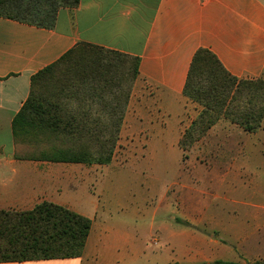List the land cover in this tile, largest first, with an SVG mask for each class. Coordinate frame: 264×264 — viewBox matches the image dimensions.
<instances>
[{"label":"crops","instance_id":"obj_1","mask_svg":"<svg viewBox=\"0 0 264 264\" xmlns=\"http://www.w3.org/2000/svg\"><path fill=\"white\" fill-rule=\"evenodd\" d=\"M81 43L139 58L120 134L127 139L129 154L136 144L147 147L152 142L180 148L182 136L202 110L184 95L199 49L212 52L239 79L264 76V0H80L74 9L59 10L52 29L0 16V210L27 211L47 201L92 220L79 258L0 264H97L111 255L117 240L118 222H108L109 215L99 222L98 203L79 191L89 188L101 165L14 157L12 123L29 97L32 77ZM73 100L94 102L90 97ZM261 134L264 122L256 133H248L221 120L192 148L196 158L189 163L206 170L207 178H223L237 190L241 166L247 161L242 154L254 147L252 135ZM141 136L159 139L136 140ZM195 175L204 173L196 170ZM173 186L190 191L176 200L183 205L176 212L187 227L170 234L174 264L224 261L230 248L238 260L229 262L264 261V206L241 204L243 209H235L239 203L229 200L232 207L218 205L212 210L205 203L210 192L179 182ZM229 241L234 242L232 247Z\"/></svg>","mask_w":264,"mask_h":264},{"label":"trees","instance_id":"obj_2","mask_svg":"<svg viewBox=\"0 0 264 264\" xmlns=\"http://www.w3.org/2000/svg\"><path fill=\"white\" fill-rule=\"evenodd\" d=\"M80 0H0V16L52 29L62 8ZM76 84L51 88L48 75L76 52ZM89 51V54L87 52ZM139 58L81 43L32 77L31 92L13 119L14 157L53 163L109 165L121 138ZM184 95L202 110L180 140L184 159L219 121L256 133L264 122V78L231 75L207 49L192 60ZM62 96L90 97L71 106ZM92 220L44 201L27 211L0 210V263L72 259L83 255ZM178 264V263H175ZM213 264H240L218 260Z\"/></svg>","mask_w":264,"mask_h":264},{"label":"rangeland","instance_id":"obj_3","mask_svg":"<svg viewBox=\"0 0 264 264\" xmlns=\"http://www.w3.org/2000/svg\"><path fill=\"white\" fill-rule=\"evenodd\" d=\"M80 52L83 51L76 52L69 58L70 62L65 61L52 70L48 75L52 82L51 88L61 89L63 83L69 84V87L76 84L77 74L71 71L86 63V58ZM62 97L71 106L78 104L74 102L73 96ZM137 138L142 141L147 138L159 139L146 136ZM251 145L254 147L242 154L247 156V161L241 166V175L236 182L238 189L233 190L230 184L224 183L223 178H207L206 170L194 169L190 165L189 162L196 158V152H189L188 158L184 159L178 146L156 145L152 142L147 147L136 144L129 154L127 139L121 137L112 164L99 168L89 188L79 190L84 197H90L98 203L99 222H104L108 215L112 216L108 222H118L119 233L112 244L111 255L97 264H105L107 260L106 264H174L176 253L168 245L170 234L173 230L187 227L176 212L183 205H177L176 200L190 192L181 186H173L176 182L190 185L195 191L210 192V195L205 196V203L212 210L218 205L232 207L229 200L239 203L235 209H243L241 204L264 206V135H252ZM219 159L225 162L224 158ZM196 170L204 175L197 178ZM192 194L202 198V195ZM209 234L222 241L216 232ZM228 244L232 247L234 242L229 241ZM222 258L224 261L238 260L234 248H230ZM214 262L205 260L206 264ZM244 264H264V261Z\"/></svg>","mask_w":264,"mask_h":264}]
</instances>
